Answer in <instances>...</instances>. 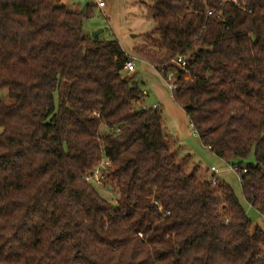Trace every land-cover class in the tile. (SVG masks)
I'll use <instances>...</instances> for the list:
<instances>
[{
  "label": "trees",
  "instance_id": "1",
  "mask_svg": "<svg viewBox=\"0 0 264 264\" xmlns=\"http://www.w3.org/2000/svg\"><path fill=\"white\" fill-rule=\"evenodd\" d=\"M92 7L0 0V264H264V228L234 190L176 155L159 107L137 105L119 39L85 33ZM152 9L134 54L173 73V99L264 216V0ZM103 159L115 205L85 179Z\"/></svg>",
  "mask_w": 264,
  "mask_h": 264
},
{
  "label": "rangeland",
  "instance_id": "2",
  "mask_svg": "<svg viewBox=\"0 0 264 264\" xmlns=\"http://www.w3.org/2000/svg\"><path fill=\"white\" fill-rule=\"evenodd\" d=\"M71 9H81L87 3L93 5L94 15L84 20L83 29L85 33L93 36L97 31L102 38L116 37L119 39L123 49L134 59L135 71L123 70L122 75L134 77L139 82L145 97L138 106L156 107L163 116L164 127L171 141V149L178 157L190 155L189 164H201V171L211 175V166L219 170L216 179L219 183L228 184L237 195L247 215L251 218L253 226L259 225L264 228V216L245 199L240 182V174L230 169L225 160L219 159L207 147H205L198 135L194 132L191 121L183 107L180 106L172 95V87L169 80L148 62L141 61L134 54V47L146 43L144 33L154 28L152 0H105L106 5L100 8L95 0H61ZM155 46V44H153ZM170 74V73H169ZM170 77V75H169ZM174 82V77L172 78ZM1 96L8 99L6 89L1 90ZM251 155L249 161H254ZM94 183L99 193L109 200L113 205L118 202L119 194L108 184Z\"/></svg>",
  "mask_w": 264,
  "mask_h": 264
},
{
  "label": "built area",
  "instance_id": "3",
  "mask_svg": "<svg viewBox=\"0 0 264 264\" xmlns=\"http://www.w3.org/2000/svg\"><path fill=\"white\" fill-rule=\"evenodd\" d=\"M236 1V0H234ZM95 3L98 7L103 8L106 5L105 0H95ZM177 63H179L180 65H186V59L183 56H179L177 58ZM125 69L128 72H133L135 70V64H134V59L131 57V59L129 61L126 62L125 64ZM170 75V77H169ZM168 75L167 80H169L170 86L172 87V90L175 88V83L172 81L171 76L173 78V73H170ZM157 108L159 107L158 105L156 106ZM109 161L108 160H102L101 163L94 169V171L90 174H87L85 176V179L88 182H95L98 184H101L100 182L104 181V177H105V173L104 170L109 166ZM230 169L239 172V166L236 164H229ZM211 169L215 172H217V168L216 166H212ZM243 171H246V169H243ZM213 182L216 183V178L214 177Z\"/></svg>",
  "mask_w": 264,
  "mask_h": 264
},
{
  "label": "crops",
  "instance_id": "4",
  "mask_svg": "<svg viewBox=\"0 0 264 264\" xmlns=\"http://www.w3.org/2000/svg\"><path fill=\"white\" fill-rule=\"evenodd\" d=\"M140 60H141V59H140ZM141 61H144V62H145V60H141ZM134 71H135V70H134ZM134 71H133V72H134ZM158 106H159V105H158ZM159 107H160V106H159ZM191 125H192V124H191ZM192 127H193V126H192ZM194 132H195V131H194ZM171 145H172V143H171ZM207 148H208V147H207ZM208 149H209V148H208ZM209 150H210V149H209ZM210 151H211V150H210ZM211 152H212V151H211ZM212 153H213V152H212ZM213 154H214V153H213ZM214 155H215V154H214ZM185 156H186V155H185ZM215 156H217V155H215ZM183 157H184V156H183ZM217 157H218V156H217ZM218 158L221 159V160H223V159L220 158V157H218ZM199 166L202 167L201 164H199ZM211 167H212V166H211ZM211 167H210V170H212ZM216 168H217V167H216ZM218 170H219V169L217 168V172H218ZM212 171H213V170H212ZM217 172L213 171V173H212L211 175H212V176H213V175L216 176ZM209 174H210V173H209ZM216 178H217V177H216Z\"/></svg>",
  "mask_w": 264,
  "mask_h": 264
},
{
  "label": "water",
  "instance_id": "5",
  "mask_svg": "<svg viewBox=\"0 0 264 264\" xmlns=\"http://www.w3.org/2000/svg\"><path fill=\"white\" fill-rule=\"evenodd\" d=\"M97 35H98L97 31L93 33V36H97Z\"/></svg>",
  "mask_w": 264,
  "mask_h": 264
}]
</instances>
